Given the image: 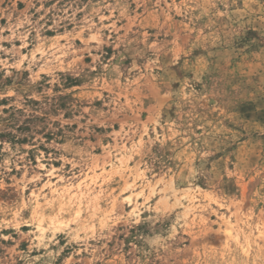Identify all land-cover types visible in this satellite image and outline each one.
Returning a JSON list of instances; mask_svg holds the SVG:
<instances>
[{"label":"rangeland","instance_id":"374dc122","mask_svg":"<svg viewBox=\"0 0 264 264\" xmlns=\"http://www.w3.org/2000/svg\"><path fill=\"white\" fill-rule=\"evenodd\" d=\"M0 264H264V0H0Z\"/></svg>","mask_w":264,"mask_h":264}]
</instances>
